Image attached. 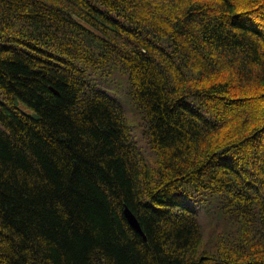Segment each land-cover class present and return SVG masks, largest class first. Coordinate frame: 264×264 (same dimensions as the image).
Returning <instances> with one entry per match:
<instances>
[{
	"label": "trees",
	"instance_id": "obj_1",
	"mask_svg": "<svg viewBox=\"0 0 264 264\" xmlns=\"http://www.w3.org/2000/svg\"><path fill=\"white\" fill-rule=\"evenodd\" d=\"M0 264H264V0H0Z\"/></svg>",
	"mask_w": 264,
	"mask_h": 264
},
{
	"label": "water",
	"instance_id": "obj_2",
	"mask_svg": "<svg viewBox=\"0 0 264 264\" xmlns=\"http://www.w3.org/2000/svg\"><path fill=\"white\" fill-rule=\"evenodd\" d=\"M56 92V91H55ZM56 94H59L58 92H56ZM125 217L128 220L130 226L136 230L139 234H141L145 240H147V237L145 236L142 227L138 221V219L136 218V216L130 211L129 208H126L124 211Z\"/></svg>",
	"mask_w": 264,
	"mask_h": 264
}]
</instances>
